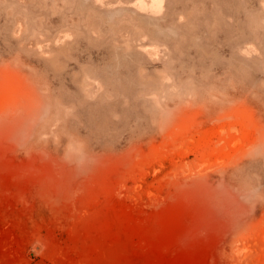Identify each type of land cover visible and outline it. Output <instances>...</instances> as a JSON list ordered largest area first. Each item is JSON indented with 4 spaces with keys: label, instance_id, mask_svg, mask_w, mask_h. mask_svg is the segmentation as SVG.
<instances>
[{
    "label": "rangeland",
    "instance_id": "1",
    "mask_svg": "<svg viewBox=\"0 0 264 264\" xmlns=\"http://www.w3.org/2000/svg\"><path fill=\"white\" fill-rule=\"evenodd\" d=\"M0 264H264V0H0Z\"/></svg>",
    "mask_w": 264,
    "mask_h": 264
}]
</instances>
